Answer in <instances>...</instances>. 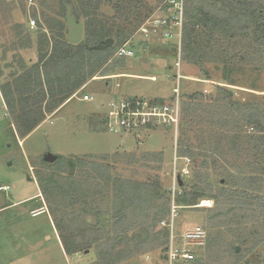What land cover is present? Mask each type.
<instances>
[{
    "label": "rangeland",
    "instance_id": "1",
    "mask_svg": "<svg viewBox=\"0 0 264 264\" xmlns=\"http://www.w3.org/2000/svg\"><path fill=\"white\" fill-rule=\"evenodd\" d=\"M164 1L144 0L142 24L162 12ZM240 1L264 4V0ZM65 3L64 0H0V187H11L8 193L0 192V197L8 196L14 201L21 196L34 197L0 212V222L10 219V223L0 228V260L15 261L14 264H76L65 259L48 214L31 216L33 209L48 204L39 183L38 187L34 182L40 177L43 182L51 183L49 187H64L70 192L67 200L56 194L54 201L58 202H52L63 230L87 229L78 234L76 241L80 244L91 238L90 229H96L97 236L102 238L100 243L87 246L89 249L81 253V264H167L168 229L162 223L171 222L174 214L178 233L199 225L208 229V248L196 264H264V219L258 218L261 210L238 212L236 217L229 218L230 222L224 220V226H217L213 209L222 180L243 172L253 174L256 165L264 163V146L257 150L251 142V138L257 139L262 134L246 124V118L256 116L257 112L252 108L243 112L228 110L216 88L223 85L231 91L235 102L264 111V48L249 38L254 29L252 19L219 24L214 38L208 28H197L198 41L206 45L202 44L204 50L198 52L202 65L185 63L183 55L180 60L182 124L177 133L172 127L163 126L136 137L111 133L103 123L106 104L120 97L110 95L114 90L131 97L166 102L177 94L179 57L170 47L174 42L152 44L142 51L138 40L139 51L132 58L116 57V48L123 43L115 41L110 47L113 51L109 60L98 75L35 131L22 138L14 127L13 117L6 116L8 108L1 85L16 79L12 71L17 67H24L25 72L37 62L36 42L41 35L59 34L58 21L66 25ZM193 8L215 14L220 10L218 14L225 19L233 15L232 9L230 13L223 10L220 0L217 5L215 0H186L187 18ZM101 11L107 16L114 15L109 6ZM33 21L36 23L32 28ZM46 22L48 26L43 25ZM207 23L214 28V23ZM18 25L26 26L31 32V47L27 40L23 43L16 37ZM186 28L192 26L187 24ZM66 33L68 38L67 26ZM224 78L234 85L223 84ZM196 94L200 95L197 101L201 107L189 124L185 120V107ZM206 95L212 100L205 101ZM85 96L94 100L85 101ZM220 121L224 123L222 128ZM187 129L192 133H186ZM184 139L189 140L185 145L195 146L194 157L188 154L180 157V143ZM202 142L204 146L199 149ZM49 154L57 156V160L46 162ZM175 155L180 158L179 170L188 166V173L181 177L184 188L173 187ZM237 183L236 177L230 179V187ZM184 189L201 190L210 198L196 207L174 210ZM38 191L41 196L37 195ZM261 196L264 197V184ZM69 204L81 212L77 213L79 218L63 210ZM121 210L124 214L119 217ZM101 219L106 223L98 225Z\"/></svg>",
    "mask_w": 264,
    "mask_h": 264
},
{
    "label": "trees",
    "instance_id": "2",
    "mask_svg": "<svg viewBox=\"0 0 264 264\" xmlns=\"http://www.w3.org/2000/svg\"><path fill=\"white\" fill-rule=\"evenodd\" d=\"M64 1L72 6L73 15L77 21L82 22L85 26L84 38L81 43L77 45L70 44L67 38L65 23L63 21H58V35L49 36L47 33H44L38 38V42H36L38 46L37 62L34 63L30 69H26L25 72L24 67H17L15 69L19 70L17 73H15V70L12 71L16 79L5 85H1V91L10 117H13L14 127L22 138L27 137L35 131L47 117L54 115L64 104L71 100L98 75L101 68L109 60L110 53L113 51V48L97 49L96 47L98 45L103 44L108 39H114L118 44L124 43L129 39L131 33L142 24L143 19L141 18L144 0ZM218 2L219 0H215L216 5ZM220 3H222L224 11L229 12V10L232 9L233 13L231 12V14L233 15L227 16L225 19L218 14L220 10L215 14L214 11H208L206 13L202 9L193 8L192 15L187 18L186 12L183 41L184 54L182 53L185 63L189 62L195 65H202V63H200L201 57L198 55V52L204 50L201 46L205 43L198 41V27L208 28L210 36L214 38L216 34L215 30L219 24H232L237 20L248 21L251 18L254 29L249 38L252 39V42L256 44V46L264 48V4L258 1L249 2L240 0H232L229 3H227L226 0H220ZM61 4L64 3L61 1ZM104 6L111 7L114 15L107 16L103 14L101 9ZM222 14H224V12H222ZM189 18L190 22L188 23ZM208 21L210 24H215V26L213 25L214 28L208 27ZM187 24H190L192 28H186ZM43 25L48 26V23H43ZM46 30H48V28ZM230 32V30L227 31V34ZM16 33V37L20 39L21 42L24 43V41L27 40V44H30L28 47L32 46L30 41L31 32L26 26L18 25ZM194 46L196 47L194 48ZM223 84L234 85L226 78H224ZM216 88L222 93L223 97L220 101L227 106L228 110L243 112V110L252 108V110L257 112L256 116L253 117L250 115L246 118V124L254 127L258 134H262V137H257V139L255 137L251 138L253 147L257 150H261L264 146V111H261L260 107L253 108V106L248 107L242 103L235 102L231 91L227 90L223 85ZM199 97V94L194 95L190 99L189 104L185 107V111L187 112L185 120H187L189 124H192L191 120L194 118V112L200 111L201 106L197 101ZM210 97V95H206L204 98L205 101H211L212 99H210ZM155 100L161 103L166 102L162 99ZM220 122L219 126L222 128L224 123L223 121ZM186 133H192V131L187 129ZM185 141L189 140L184 139L180 143V148H182L180 157H186L187 154L194 157L192 149L195 146L185 145ZM203 146L204 143L202 142L198 148L202 149L201 147ZM235 151L239 152L237 149ZM259 160L258 158V162ZM228 167L232 168V165ZM256 169L257 170L253 174H245V172H243L237 176L232 175L231 177H227L226 180L224 179L220 182L221 193L219 196L214 197V199H216V204L213 208L214 212H216L214 221L217 226H224L226 220L236 217L238 212L244 210H247L249 213H254L260 209L261 213L258 218L259 220L264 219V197L261 196L264 184V163L257 164ZM232 177H236L238 182L235 187H230V179H232ZM37 180L43 195L45 194L48 199L47 205L49 211L54 219L63 246L68 255L83 253L89 249L88 247H92L96 243L101 242L102 238L97 236L95 232L96 229H90L92 230L90 235L91 238H85V241L81 244L76 241L78 234L80 235L81 232L87 229L80 228L77 232L69 231V228L63 230L62 226L57 222V212L52 202H58V200L54 201V199H56V194L65 196L62 200H67L66 197L69 196L70 192L67 193L68 191L65 190L64 187H49L48 184L51 183L43 182L40 177H37ZM53 180L54 178L51 179V182H53ZM54 182L56 183V181ZM181 187L184 188L183 182ZM52 191L54 193H52ZM206 198L210 197L201 190L191 192L184 189V191L179 194L176 203L177 206L188 209L198 206L200 202ZM76 209L74 204L63 207V210L75 215L74 218H79L77 213L81 212H77ZM122 213L124 214V210L119 212V217L122 216ZM66 215H68V213H66ZM229 222H227L228 225L230 224ZM99 223L105 224L106 222H104V219H101L98 225Z\"/></svg>",
    "mask_w": 264,
    "mask_h": 264
},
{
    "label": "built area",
    "instance_id": "3",
    "mask_svg": "<svg viewBox=\"0 0 264 264\" xmlns=\"http://www.w3.org/2000/svg\"><path fill=\"white\" fill-rule=\"evenodd\" d=\"M163 7L160 14L151 16L139 27L136 35L116 48L115 56L118 58L136 56L139 51L138 44L136 45L138 40L142 51H147L152 44L168 45L174 42L170 47L179 57V67L176 72L177 94L172 101L164 103L137 97L120 96L112 99L105 106L107 114L103 120L106 129L111 133L140 137V134L145 131L163 126L172 127L175 133L179 131L182 112L180 60L183 53L186 25V0H165ZM35 23V21L32 22V28ZM84 100L92 102L94 98L85 96ZM6 116L10 117L8 110ZM179 159L175 155L172 170L173 187L179 186V178L182 177V174L188 173V166L178 169ZM10 189V186H1L0 192H8ZM176 192L177 189H173L174 195ZM177 209L179 206L175 203L174 210ZM42 213H44V208L32 212V216L36 217ZM174 217H176L175 214L168 224L162 223L168 229V241L165 248L167 264H196L203 258L208 248L210 238L208 229L204 225H199L193 230L178 233Z\"/></svg>",
    "mask_w": 264,
    "mask_h": 264
},
{
    "label": "crops",
    "instance_id": "4",
    "mask_svg": "<svg viewBox=\"0 0 264 264\" xmlns=\"http://www.w3.org/2000/svg\"><path fill=\"white\" fill-rule=\"evenodd\" d=\"M110 95L112 97L116 96V95H119V96H126V97H131L130 95L128 94H125V92H119L118 90H114L113 92L110 93ZM34 182L38 185V182L34 179ZM39 187V185H38ZM11 190V189H10ZM9 192V191H8ZM8 192H1V193H8ZM39 196H41V192L38 191V194ZM11 197V196H10ZM32 198L34 197H19L17 201H14V200H11V198H9L8 196L7 197H0V211H3L5 209L7 210H11L13 208H15L16 205H19L23 202H29ZM10 208V209H9ZM41 208H44V213L48 214L49 216V222H50V226L53 230V232L55 231V238L57 239V241L60 243V246H61V250H62V253L65 257V259L67 260V262L69 263H76V264H81L80 262V258L83 254L81 253H78V254H73V255H68L67 252L65 251V248L63 246V243H62V240L60 238V234L56 228V225H55V222H54V219L49 211V208H48V205L45 206V207H41ZM39 208V209H41ZM38 209H33L31 211V216H32V212L36 211ZM40 216V215H39ZM33 217V216H32ZM38 217V216H36ZM36 217H33V218H36ZM7 222L5 220H3V222H0V228H4L8 223H10V219L6 218ZM47 240H50V237L47 238ZM88 261H90L91 259H87ZM85 262V261H84ZM15 261H11L10 263H6V261H3V260H0V264H14Z\"/></svg>",
    "mask_w": 264,
    "mask_h": 264
},
{
    "label": "water",
    "instance_id": "5",
    "mask_svg": "<svg viewBox=\"0 0 264 264\" xmlns=\"http://www.w3.org/2000/svg\"><path fill=\"white\" fill-rule=\"evenodd\" d=\"M66 7V14H65V20H66V26L68 28V42L73 45H77L81 43V41L84 38L85 33V26L83 23L77 21L75 16L73 15V9L72 6L65 3ZM115 45L114 39H108L103 44L98 45L97 49H106L113 47ZM175 51V50H174ZM18 71H16L17 73ZM57 156H53L51 154L47 155L45 158V161L48 163H53L57 160ZM180 186L182 185V180L179 178ZM237 252H240V249H237Z\"/></svg>",
    "mask_w": 264,
    "mask_h": 264
}]
</instances>
